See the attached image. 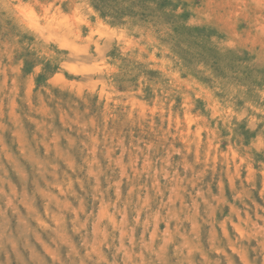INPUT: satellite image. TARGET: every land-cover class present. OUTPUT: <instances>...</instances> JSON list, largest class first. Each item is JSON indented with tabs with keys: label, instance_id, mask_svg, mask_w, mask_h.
Here are the masks:
<instances>
[{
	"label": "rangeland",
	"instance_id": "obj_1",
	"mask_svg": "<svg viewBox=\"0 0 264 264\" xmlns=\"http://www.w3.org/2000/svg\"><path fill=\"white\" fill-rule=\"evenodd\" d=\"M0 264H264V0H0Z\"/></svg>",
	"mask_w": 264,
	"mask_h": 264
}]
</instances>
